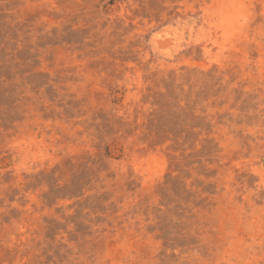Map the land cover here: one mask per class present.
Instances as JSON below:
<instances>
[{"label":"rangeland","instance_id":"obj_1","mask_svg":"<svg viewBox=\"0 0 264 264\" xmlns=\"http://www.w3.org/2000/svg\"><path fill=\"white\" fill-rule=\"evenodd\" d=\"M0 264H264V0H0Z\"/></svg>","mask_w":264,"mask_h":264}]
</instances>
